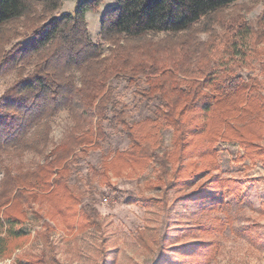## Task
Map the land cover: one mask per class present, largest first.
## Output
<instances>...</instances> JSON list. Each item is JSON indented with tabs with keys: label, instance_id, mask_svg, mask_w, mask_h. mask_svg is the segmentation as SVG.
Wrapping results in <instances>:
<instances>
[{
	"label": "trees",
	"instance_id": "trees-1",
	"mask_svg": "<svg viewBox=\"0 0 264 264\" xmlns=\"http://www.w3.org/2000/svg\"><path fill=\"white\" fill-rule=\"evenodd\" d=\"M62 1L0 0V30L33 15L36 7L45 17H52ZM236 1L116 0V5L108 8L100 19L99 37L109 45L104 55L102 48L91 41L85 19L88 12L98 10L102 0H81L72 13L30 26L27 42L3 51L1 73L25 64H30L32 70L17 73V79L0 97V172L5 179L0 196V258L9 252V244L27 236L23 221L6 210L1 213V209L29 205L41 197L39 192L46 191L52 200L68 192L71 170L77 168L79 160L89 151L99 149L105 123L118 127L129 145L111 160L103 161V177L109 181L119 164L121 172L132 169L135 173L138 167L144 169L153 161L159 165L155 180L160 183L163 196L177 186L204 178L206 171L195 173L186 168L188 157L211 158V169L218 170L215 162L218 142L237 143L244 152L243 158H249L250 162L253 155H259L255 143L258 135L250 134L240 121L256 116L264 131L263 65L259 66V75L247 79L227 72L217 73L209 83L206 79L188 81L178 77L188 68L195 52L193 39L186 34L202 19L214 15V22L225 28L230 48L251 35L252 29L241 17L226 21L220 17V12ZM255 27L256 37L264 39V10ZM159 33L172 36L157 42H133ZM182 33V38H177ZM2 35L0 45L4 48L10 40ZM251 51L258 61L259 49L254 47ZM111 80H124L128 87L135 88L134 94L141 101L157 103L151 112V122L161 121L172 129L171 152L156 156L153 144L137 129L140 123L127 121L124 106L113 95ZM140 81L145 85L143 89L137 88ZM207 85L210 91L206 90ZM62 111L71 117L73 130L45 156L43 164L14 178L9 168L3 166L2 157L8 153L17 156L29 151L39 153L49 142L50 122ZM170 153L175 157L172 162ZM246 187L243 180L209 176L180 200L192 201L208 193L235 196L236 190L243 195ZM124 201L158 204L154 198ZM59 207L58 216L72 214L70 207L74 204ZM194 244L186 248L200 246ZM169 248L180 253L178 248ZM156 264L180 263L167 262V257L160 256Z\"/></svg>",
	"mask_w": 264,
	"mask_h": 264
},
{
	"label": "rangeland",
	"instance_id": "rangeland-1",
	"mask_svg": "<svg viewBox=\"0 0 264 264\" xmlns=\"http://www.w3.org/2000/svg\"><path fill=\"white\" fill-rule=\"evenodd\" d=\"M80 1L63 0L52 17H45L36 7L33 15L6 25L0 30V36L6 35L10 44L4 48L0 45V61L3 51L29 40L30 26L72 13ZM115 5L116 0H102L98 10L88 12L85 17L89 37L102 48L104 55L108 53L109 45L99 37L100 19ZM263 10L264 0H238L220 12L224 21L241 17L252 29L251 35L242 38L233 48H230L225 28L214 22V15L193 26L185 34L192 37L195 52L179 79H206L209 83L221 72L243 79L259 75V66L264 68V39L256 37L254 32ZM183 35L178 34L177 38ZM166 36L172 35L148 34L133 42H157ZM254 47L261 52L258 61L251 51ZM31 70L32 66L25 64L0 72V97L17 79V73ZM137 85L139 89L145 87L141 81ZM110 86L116 100L124 106L127 121L140 123L137 129L153 144L156 156L171 152L172 129L161 121L151 122V112L157 103L141 101L134 94L135 88L128 87L124 80H111ZM210 89L207 85L206 90ZM258 121L252 115L240 121L244 129L259 137L255 143L260 152L253 155L252 162L243 158L244 152L237 143L218 142L215 157L218 170L211 169V158L188 157L186 168L195 173L206 171L204 178L177 186L164 196L160 183L155 180L159 165L153 161L144 169L138 167L135 173L132 169L121 172L119 164L114 167L115 175L110 174L109 181L103 177V161L111 160L115 153L127 150L129 145L118 127L105 123V135L99 149L89 151L79 160L77 168L71 170L67 179L68 192L53 200L46 191L39 192L41 197L29 205L1 209V213L6 210L23 221L27 236L9 244L10 250L0 258V264H156L160 256L167 257V262L180 264H264V131ZM73 128L68 113L60 112L50 122L49 142L39 153L29 151L21 156L8 153L2 157L3 166L9 168L14 178L33 171ZM174 158L170 153L171 162ZM209 176L243 180L247 187L243 195L236 190L235 196L208 193L196 200H180ZM4 180V173L0 172V196L3 195ZM146 198H154L158 204L124 201ZM60 204H74L70 207L73 213L58 216ZM192 244L200 246L186 248ZM169 247L178 248L180 253L171 252Z\"/></svg>",
	"mask_w": 264,
	"mask_h": 264
}]
</instances>
